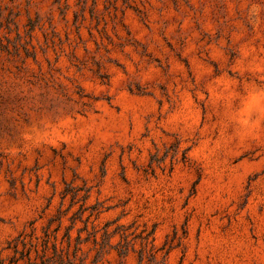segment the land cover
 <instances>
[{"label":"rangeland","instance_id":"rangeland-1","mask_svg":"<svg viewBox=\"0 0 264 264\" xmlns=\"http://www.w3.org/2000/svg\"><path fill=\"white\" fill-rule=\"evenodd\" d=\"M252 92L264 0H0V264H264Z\"/></svg>","mask_w":264,"mask_h":264},{"label":"clouds","instance_id":"clouds-1","mask_svg":"<svg viewBox=\"0 0 264 264\" xmlns=\"http://www.w3.org/2000/svg\"><path fill=\"white\" fill-rule=\"evenodd\" d=\"M254 105H257L259 107L256 108V111L259 113L261 111H264V92H252L249 96V113L251 114L252 108ZM243 125H247L248 121H242Z\"/></svg>","mask_w":264,"mask_h":264}]
</instances>
